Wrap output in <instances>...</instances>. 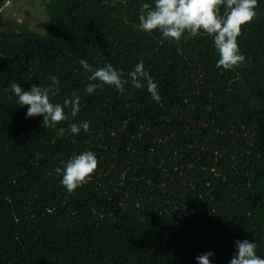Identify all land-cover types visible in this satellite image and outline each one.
Instances as JSON below:
<instances>
[{"label": "trees", "instance_id": "1", "mask_svg": "<svg viewBox=\"0 0 264 264\" xmlns=\"http://www.w3.org/2000/svg\"><path fill=\"white\" fill-rule=\"evenodd\" d=\"M144 3L154 0H45L39 32L3 18L0 0L19 28L0 23V264H198L208 252L211 264H230L238 240L256 242L264 259V0L233 70L216 67L211 37L175 43L141 31ZM81 59L123 79L143 61L161 101L143 80L123 95L86 94ZM53 75L52 102L76 90L81 104L46 129L10 86H47ZM84 120L87 132L57 136ZM85 151L98 168L69 195L55 169Z\"/></svg>", "mask_w": 264, "mask_h": 264}, {"label": "clouds", "instance_id": "2", "mask_svg": "<svg viewBox=\"0 0 264 264\" xmlns=\"http://www.w3.org/2000/svg\"><path fill=\"white\" fill-rule=\"evenodd\" d=\"M117 0H113V4ZM226 10L221 15L220 9ZM258 0H154V5L144 3L139 13V29L145 33L159 31L169 42L179 43L181 39L187 41L200 35L211 37L214 47L219 54L216 67L233 70L245 62L241 54L238 37L242 28L253 22L256 17ZM16 26V25H15ZM85 72L91 73L87 77L89 83L85 93L93 94L98 88L113 87L121 95L125 93V85L131 82L136 89L145 87L141 81H146L147 91L157 103L161 101L158 85L145 70L143 61L137 63L123 79V72L116 70L111 64L93 68L85 60L79 61ZM47 86L32 84L30 90H25L19 83H12L10 91L17 98L20 108L27 107V118L42 116V126L46 129H57V126L69 119L65 109L71 117H76L80 111L81 98L76 90L70 96L66 95L62 103H53L52 98L59 92L60 81L56 76H50ZM95 82V83H94ZM12 97L10 96L9 99ZM90 123L87 120L79 124L70 123L68 128L57 130L58 137L66 135L77 136L81 129L87 132ZM39 158V157H38ZM98 159L94 152L85 151L67 161H61L63 167H57L55 172L61 175V185L67 194H73L78 188L90 182L98 168ZM238 251L234 253L230 264H264V259L257 255L256 242L248 240L236 241ZM208 252L197 257L198 264H211Z\"/></svg>", "mask_w": 264, "mask_h": 264}, {"label": "rangeland", "instance_id": "3", "mask_svg": "<svg viewBox=\"0 0 264 264\" xmlns=\"http://www.w3.org/2000/svg\"><path fill=\"white\" fill-rule=\"evenodd\" d=\"M45 0H6L2 8L3 18L10 21L26 22L34 31L45 32L48 15Z\"/></svg>", "mask_w": 264, "mask_h": 264}, {"label": "water", "instance_id": "4", "mask_svg": "<svg viewBox=\"0 0 264 264\" xmlns=\"http://www.w3.org/2000/svg\"><path fill=\"white\" fill-rule=\"evenodd\" d=\"M0 23H2L3 25H7L13 31H18L19 30V28L16 27L15 25H13L11 22L4 21L3 18H2V16H1V14H0Z\"/></svg>", "mask_w": 264, "mask_h": 264}]
</instances>
